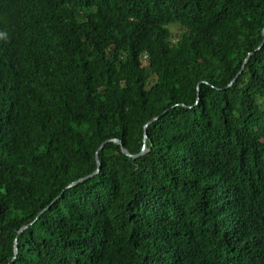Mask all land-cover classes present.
I'll return each mask as SVG.
<instances>
[{"label": "trees", "instance_id": "obj_1", "mask_svg": "<svg viewBox=\"0 0 264 264\" xmlns=\"http://www.w3.org/2000/svg\"><path fill=\"white\" fill-rule=\"evenodd\" d=\"M263 27L264 0H0V264H264Z\"/></svg>", "mask_w": 264, "mask_h": 264}, {"label": "water", "instance_id": "obj_2", "mask_svg": "<svg viewBox=\"0 0 264 264\" xmlns=\"http://www.w3.org/2000/svg\"><path fill=\"white\" fill-rule=\"evenodd\" d=\"M261 35L262 36H264V27L262 28V30H261ZM263 42V41H262ZM261 42V43H262ZM261 45V44H260ZM260 45L258 46V47H260ZM257 47V48H258ZM256 48V49H257ZM255 49V50H256ZM245 61V60H244ZM244 61H243V63H244ZM243 63H242V65H241V67H240V69H239V71L236 73V75L241 71V69H242V67H243ZM235 75V76H236ZM235 76H234V78H235ZM233 78V79H234ZM233 79L231 80V81H233ZM146 126V124L144 125V127ZM120 149H121V152L123 153V154H125V155H127V156H131L122 146H120ZM144 151V149H142L141 151H140V153L141 152H143ZM95 161H96V165L98 166V160H97V156H95ZM97 171V168L94 170V172H92L90 175H92V174H94L95 172ZM84 178H86V177H82V178H79L78 179V181H81V180H83ZM36 216H38V214L36 215ZM27 225H24V226H22V227H20V229L18 230V232L17 233H19V232H21V230L22 229H24L25 227H26ZM15 251H16V246H14V253H15Z\"/></svg>", "mask_w": 264, "mask_h": 264}, {"label": "rangeland", "instance_id": "obj_3", "mask_svg": "<svg viewBox=\"0 0 264 264\" xmlns=\"http://www.w3.org/2000/svg\"><path fill=\"white\" fill-rule=\"evenodd\" d=\"M169 28L172 32H177L178 31V26L176 24H171L169 25Z\"/></svg>", "mask_w": 264, "mask_h": 264}]
</instances>
